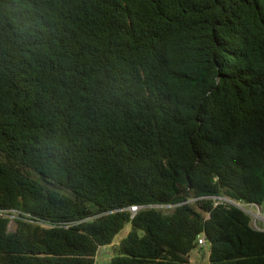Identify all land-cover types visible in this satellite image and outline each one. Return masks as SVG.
<instances>
[{
  "label": "trees",
  "instance_id": "trees-1",
  "mask_svg": "<svg viewBox=\"0 0 264 264\" xmlns=\"http://www.w3.org/2000/svg\"><path fill=\"white\" fill-rule=\"evenodd\" d=\"M217 197L264 204V0H0V264H96L128 224L110 264L201 235L264 264Z\"/></svg>",
  "mask_w": 264,
  "mask_h": 264
},
{
  "label": "built area",
  "instance_id": "built-area-1",
  "mask_svg": "<svg viewBox=\"0 0 264 264\" xmlns=\"http://www.w3.org/2000/svg\"><path fill=\"white\" fill-rule=\"evenodd\" d=\"M213 200L215 201V206L217 205H229V206H235L237 208H239L240 210H242L243 212H245L246 214H248L252 221L251 224H254V229L258 230V231H264V210L262 209V207L258 204H246L243 203L241 201H236L233 200L229 197H217V198H213ZM147 207L144 206H131L129 208L130 212L132 213V217H134L141 209H144ZM156 208H160V209H169V208H173V206L170 205H161V206H156ZM254 209H256V211H254ZM77 224V222H73V223H65L63 225H60V227H65V228H69L72 226H75ZM207 244V240L206 237L204 235L199 236L198 238V246L199 247H204Z\"/></svg>",
  "mask_w": 264,
  "mask_h": 264
},
{
  "label": "rangeland",
  "instance_id": "rangeland-1",
  "mask_svg": "<svg viewBox=\"0 0 264 264\" xmlns=\"http://www.w3.org/2000/svg\"><path fill=\"white\" fill-rule=\"evenodd\" d=\"M264 210V204L261 206ZM173 208H167L163 209L165 212H170ZM256 211V209H254ZM252 226L254 227V224L252 223ZM16 225L14 222H11L10 224V231H15ZM131 231V225L128 224L125 226V228L116 236L113 245L114 246H107L100 248L97 258H96V264H110L112 258L115 256L114 248L116 245H118ZM211 247L207 243L204 247H199L197 250H195L190 255V263L191 264H209V253H210Z\"/></svg>",
  "mask_w": 264,
  "mask_h": 264
}]
</instances>
